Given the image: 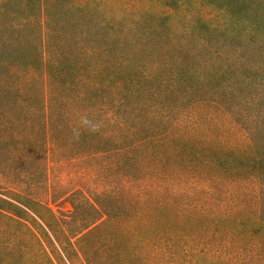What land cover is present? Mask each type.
Here are the masks:
<instances>
[{"label": "trees", "instance_id": "16d2710c", "mask_svg": "<svg viewBox=\"0 0 264 264\" xmlns=\"http://www.w3.org/2000/svg\"><path fill=\"white\" fill-rule=\"evenodd\" d=\"M0 104V264H264V0H0Z\"/></svg>", "mask_w": 264, "mask_h": 264}, {"label": "rangeland", "instance_id": "374dc122", "mask_svg": "<svg viewBox=\"0 0 264 264\" xmlns=\"http://www.w3.org/2000/svg\"><path fill=\"white\" fill-rule=\"evenodd\" d=\"M5 115V108L0 104V123L2 122ZM49 183L57 184L60 183L63 186H66L68 191L72 192H81L89 195V199L94 202L99 210L107 211V209L115 208L117 202L119 201L120 194L111 189L110 187H100V184L92 183V176L90 174L80 175L75 172L66 171L63 168L56 167V170L50 169L48 173ZM58 185V184H57ZM5 188H11L9 184H4ZM13 188V187H12ZM15 190H22L15 188ZM53 210H63L66 211L68 208L63 207L62 203L60 204H51L42 200ZM28 215L34 219L42 228L44 226L40 221L30 212ZM112 229V228H111ZM110 229V231H112ZM117 236H120L117 244H111L108 249L99 250L90 248L88 245L83 243L77 244V249L79 253V258L83 264H153L152 256L157 253L154 246L149 247V250L139 254L138 249H135L131 246V241L126 235V230L124 224H118L114 229ZM102 233V232H101ZM106 232L104 233V235ZM108 234V233H107ZM98 248V247H97ZM58 255L65 262V259L59 249L57 250Z\"/></svg>", "mask_w": 264, "mask_h": 264}]
</instances>
